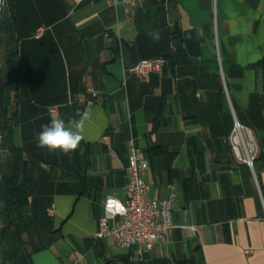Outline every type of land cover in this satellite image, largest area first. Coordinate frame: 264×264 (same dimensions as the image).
I'll return each instance as SVG.
<instances>
[{"label": "crops", "instance_id": "1", "mask_svg": "<svg viewBox=\"0 0 264 264\" xmlns=\"http://www.w3.org/2000/svg\"><path fill=\"white\" fill-rule=\"evenodd\" d=\"M16 27L27 249L60 264H264V0H21ZM155 56L159 71L129 70ZM78 110L90 116L77 150L36 146L41 125ZM235 120L254 138L253 167L232 149ZM131 145L149 161L147 195L174 196L172 226L151 249L94 235L105 196L125 198Z\"/></svg>", "mask_w": 264, "mask_h": 264}, {"label": "trees", "instance_id": "2", "mask_svg": "<svg viewBox=\"0 0 264 264\" xmlns=\"http://www.w3.org/2000/svg\"><path fill=\"white\" fill-rule=\"evenodd\" d=\"M20 2L4 0L0 15V264H20V255L32 264L31 253L42 249H27L23 240L31 177L28 159L13 140L17 107L28 99L16 27Z\"/></svg>", "mask_w": 264, "mask_h": 264}, {"label": "built area", "instance_id": "3", "mask_svg": "<svg viewBox=\"0 0 264 264\" xmlns=\"http://www.w3.org/2000/svg\"><path fill=\"white\" fill-rule=\"evenodd\" d=\"M121 1L128 7L134 6L137 2V0ZM40 33L41 29L38 28L35 36H39ZM164 61L165 58L162 56L141 58L129 70L142 77L151 71H159ZM87 91L93 96L96 95L93 88ZM80 95L83 96V92ZM230 143L237 157L253 167L257 149L250 129L235 120ZM148 164L144 151L131 145L128 153L125 198L121 200L112 195L105 196L104 214L94 233L96 238L110 236L116 245L128 247L142 244L147 249H151L156 242L164 238L165 233L172 226L170 212L174 196L158 199L147 195L148 185L141 172L148 167ZM188 229L193 233L196 227L190 225Z\"/></svg>", "mask_w": 264, "mask_h": 264}, {"label": "clouds", "instance_id": "4", "mask_svg": "<svg viewBox=\"0 0 264 264\" xmlns=\"http://www.w3.org/2000/svg\"><path fill=\"white\" fill-rule=\"evenodd\" d=\"M154 41L160 40V33L156 30L147 33ZM90 112L77 111L76 117L67 121L60 115L52 116L50 121L41 125V131L36 136V146L47 149L49 152L59 150L63 155L69 156L78 149L81 141L85 139V120Z\"/></svg>", "mask_w": 264, "mask_h": 264}, {"label": "water", "instance_id": "5", "mask_svg": "<svg viewBox=\"0 0 264 264\" xmlns=\"http://www.w3.org/2000/svg\"><path fill=\"white\" fill-rule=\"evenodd\" d=\"M4 0H0V15L3 9ZM1 137V135H0ZM32 264H60L55 254L48 248H42L34 251L30 255Z\"/></svg>", "mask_w": 264, "mask_h": 264}]
</instances>
